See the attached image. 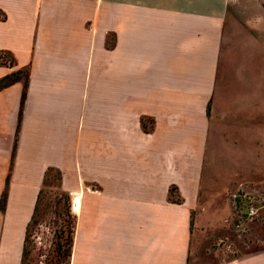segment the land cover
<instances>
[{
	"label": "crops",
	"instance_id": "0c3cea01",
	"mask_svg": "<svg viewBox=\"0 0 264 264\" xmlns=\"http://www.w3.org/2000/svg\"><path fill=\"white\" fill-rule=\"evenodd\" d=\"M0 50L28 72L19 127L23 83L0 90V264L53 170L72 264H199L225 191L264 179V0H0Z\"/></svg>",
	"mask_w": 264,
	"mask_h": 264
},
{
	"label": "rangeland",
	"instance_id": "374dc122",
	"mask_svg": "<svg viewBox=\"0 0 264 264\" xmlns=\"http://www.w3.org/2000/svg\"><path fill=\"white\" fill-rule=\"evenodd\" d=\"M262 126L264 127V124H262ZM261 142L263 143L261 148H263L264 130H262L261 133ZM249 153L254 154V152ZM46 177L47 180L44 188L51 191L53 196L61 194V191H59V189L57 188L59 184L58 180L60 177L59 172L55 170L50 171L48 172ZM240 184L241 187H239V190L242 189L243 192H247L246 197L241 196L240 199H237L241 206V219L235 215V209L231 198V193L234 192ZM224 198L225 201L228 202L230 204L229 206L231 207V217L228 227L225 228L224 231L219 232V238L216 237L210 241L211 248H206V254L201 253L202 255L199 258V264L214 263L216 259L219 258V256L221 255L227 256L231 253H237L241 250H249L251 249L250 246L257 247L259 245L264 244V179L258 183H238L232 188H229L225 191ZM47 200L50 202L53 201L54 203V198L52 196L47 197ZM249 206L256 208L255 213L251 216H247L246 214H244V210L247 209ZM52 210H54L53 206L42 214V222L38 228V249L35 251L34 264H44L46 262V254L48 249L50 248L49 246L52 238V233L55 230V227L52 226L51 223H49V220L54 219V214L52 213ZM249 227L252 230L251 232L249 231ZM248 243L250 246L248 245ZM70 264H72V259L70 260Z\"/></svg>",
	"mask_w": 264,
	"mask_h": 264
},
{
	"label": "trees",
	"instance_id": "16d2710c",
	"mask_svg": "<svg viewBox=\"0 0 264 264\" xmlns=\"http://www.w3.org/2000/svg\"><path fill=\"white\" fill-rule=\"evenodd\" d=\"M0 65L12 67L14 65V58L8 51L0 50ZM21 81L23 83L20 106L18 111V127L21 121L24 102L26 98V90L28 84V72L22 69H15L11 72L0 77V90ZM47 176V174H46ZM60 178V177H59ZM172 194V189H169ZM54 195L51 191L44 187L38 190L36 200L33 206L32 213L29 220L25 225L22 247L20 252L19 264H34L35 251L38 249V228L42 222V214L45 213L50 207H54L52 213L54 219L49 220V223L55 227L50 241V248L46 254V262L44 264H70L72 256V242H73V214L72 200L65 192ZM52 196L53 201L47 200V197ZM71 200V209H70ZM6 202V190L2 192L0 198V208L3 210Z\"/></svg>",
	"mask_w": 264,
	"mask_h": 264
},
{
	"label": "built area",
	"instance_id": "2783aa9c",
	"mask_svg": "<svg viewBox=\"0 0 264 264\" xmlns=\"http://www.w3.org/2000/svg\"><path fill=\"white\" fill-rule=\"evenodd\" d=\"M239 187H241V184L236 188L234 192L231 193V198H232L233 206L235 209V215L241 219L242 211L240 209L241 206L239 202L237 201V199H240L241 196L246 197L247 192H243L242 189L239 190ZM255 211H256V208L249 206L247 209L244 210V214H246L247 216H251L255 213Z\"/></svg>",
	"mask_w": 264,
	"mask_h": 264
}]
</instances>
